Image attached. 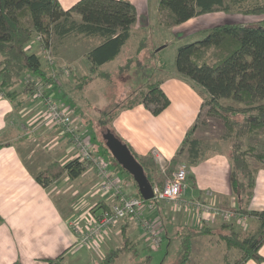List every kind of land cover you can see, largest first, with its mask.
<instances>
[{"label":"crops","instance_id":"crops-1","mask_svg":"<svg viewBox=\"0 0 264 264\" xmlns=\"http://www.w3.org/2000/svg\"><path fill=\"white\" fill-rule=\"evenodd\" d=\"M60 1L64 8H69L78 0ZM131 1L136 3V0ZM146 2L148 4L150 1L146 0ZM137 10L140 13L139 6ZM225 13L228 12L218 10L204 13L179 25L170 27L161 25V27H164L165 31H173L174 34L184 33V37L204 34L206 29L223 23L219 18L223 15L227 18ZM127 43L114 60L103 64L100 68L118 67L122 63L118 62V58L123 54ZM31 44L36 43H30V48ZM39 55L43 68L50 73V68L45 66L46 62L43 61L42 54ZM114 63L117 65L112 66ZM174 70L175 67L170 75L159 79L162 89L171 101L169 107L160 115H153L143 104H139L123 110L114 123L119 136L135 153L161 154L167 164L182 148L189 129L197 122L204 102L197 90L172 74ZM68 75H58L59 84L51 83L47 90L51 91L60 103L73 108L78 129L81 128L93 139L88 130V123L85 124L82 114L74 109L72 96L65 88L68 80L66 78L70 76ZM20 88L17 92L8 94L0 85V216L2 218L0 264H48L49 260H58L61 256L62 258L55 264H100L108 252L119 247L125 248L128 241L131 242L137 255L143 250L153 248L139 220L133 217L121 220L110 228L98 243L94 245L81 243V232L76 229V225L89 227L95 217L101 213L102 206L111 204L114 198L101 191V177L92 165H88L87 169L75 179L65 174L47 187L39 183L37 175L47 165L54 160L65 165L74 159L76 154L73 145L67 140V134L61 128L46 122V109L42 102L35 98L34 91L26 92ZM29 127L33 128L34 132L25 136L24 130ZM93 148L94 152L107 160L111 170L121 178L124 190L130 195L142 197L132 175L120 171L113 159L102 155L94 146ZM103 149L105 150V147ZM185 153L184 150L182 154ZM187 156L190 173L187 190L189 199L199 198L229 208L238 205L239 198L231 185L232 163L228 151H216L205 158L194 160L187 150ZM263 208L264 170H260L256 177L255 196L251 209ZM193 213L182 205L166 201L157 202L153 210L145 209L143 217L158 225L163 234L162 242L165 240V243L171 245L174 241H179L178 226L183 224V226L199 227L195 223ZM245 217L248 218L249 225L252 222L260 226L256 217L251 215ZM223 222L227 220L217 217L206 223L211 227L219 226ZM248 223H244L243 228L239 226V229L247 231ZM201 238L207 239L212 247L216 245L210 242V235H200L193 238L192 252L197 248L196 244L200 243ZM260 253L264 256V244ZM128 256L130 255L122 254L116 259V264H120L119 261L126 263ZM246 264H264V262L251 259Z\"/></svg>","mask_w":264,"mask_h":264},{"label":"trees","instance_id":"trees-1","mask_svg":"<svg viewBox=\"0 0 264 264\" xmlns=\"http://www.w3.org/2000/svg\"><path fill=\"white\" fill-rule=\"evenodd\" d=\"M240 2L243 1L233 0L235 5ZM218 10L231 13L232 6L226 0L159 1L161 24L166 27L179 25L198 15ZM237 10L260 19L248 24L225 22L206 29L203 38L178 48L175 67L176 76L202 95L203 107L209 105L211 113L224 120L231 138L239 139L234 142L229 155L232 163L231 185L239 203L230 209L241 215L256 217L260 227L256 234H248L239 229L235 222L227 221L221 224V229L214 231L209 227H189L180 232L178 230L180 251L174 264H187L192 255L193 238L206 234L218 235L227 247H235L240 251L236 259L227 260L225 264H246L251 259L264 262V256L260 253L264 244V208L251 209L256 171L250 167L248 161L251 154L264 163V153L254 152L253 148L243 150V137L264 129V0H251L247 7L240 6ZM137 20V6L131 0H78L69 8H64L60 0H0V85L11 94L17 91L16 87L23 82L24 77L28 78L31 85H25L27 91H34L37 83L41 81L46 84L53 83L52 75L42 66L40 55L31 51L29 46L37 34L42 35L45 46H51L55 36L59 40L70 36L95 40L96 44L85 54L89 70L94 74L100 66L120 54L131 38ZM144 43H141L139 53L146 46ZM136 62L138 70L143 67L139 54L129 56L117 67V75L124 76ZM97 75L113 76L103 70ZM225 99L242 105H224L222 100ZM139 104H143L153 115L158 116L169 107L171 101L160 81H148L139 90L129 94L125 101L117 103L108 116L113 122L123 110ZM200 116L201 113L197 122L189 129L182 148L167 164L165 172L160 170L153 155H138L115 131L111 128L108 130L129 146L151 184L163 185L180 164L185 148L194 160L201 158L202 142L194 136ZM236 116L242 117L238 119ZM104 122L106 120H100L101 125ZM104 140L107 146V140ZM107 150L111 154L107 156L113 159L117 168L127 172L108 146ZM107 150L105 148V152ZM87 167V162L78 157L65 165L55 161L37 175V180L47 187L64 174L75 179ZM109 207L105 204L102 209ZM125 251L126 248L123 247L108 252L100 264H116V259ZM61 258L62 256L58 260ZM58 260H49L48 264H55Z\"/></svg>","mask_w":264,"mask_h":264},{"label":"rangeland","instance_id":"rangeland-1","mask_svg":"<svg viewBox=\"0 0 264 264\" xmlns=\"http://www.w3.org/2000/svg\"><path fill=\"white\" fill-rule=\"evenodd\" d=\"M149 1L150 2L147 4L146 0H136L137 4H135L137 7H140L141 11L140 13H138V15H140L137 22L133 26L134 36H131L130 41L124 48L123 54L120 55V58H118V62L123 63L129 56L139 54L142 60L143 67H140L138 70V64L136 62L129 72H125L124 76L117 75V67L111 66L108 67L110 68V70L108 68L102 69L99 67L94 74L90 72L89 64L85 58V54L96 44L95 40L84 39L77 36H70L65 39L59 40V38L55 36L51 45V55L53 57L52 60H54L55 65L50 64L49 58L46 57L48 56V53L43 48H41L42 46L40 47L41 49L39 48L41 44H39L38 42H36L35 45L31 44V51L35 50V53H41L42 57L44 58L43 61L46 62L45 66L50 68L51 71H53L54 67L56 66H58V68L66 66L69 69L70 76L68 75L69 77L66 78L68 80L65 84V88L72 96L71 102L75 107L74 109L79 110V113L82 114L84 123H88V130L91 133V137L93 138V146L104 156H107V154L111 155L107 150L106 142L104 140V133H106L107 130L111 128L117 135H119L114 126L116 120L112 122L110 116H108V113L113 112V109L117 103L125 101L126 97L129 94L139 90L141 86L146 84V82L160 81V78L165 77L166 75H170L173 67H175L174 64L177 57L178 48L181 45L196 41L204 37V34H191V36L184 37V33L174 34L173 31H165L164 27H161V25L163 24H159V22L161 23V14L160 18L158 19L160 0ZM226 1L232 6V14L225 13L228 17L226 18V15H223L219 18V21H222L223 23L234 22L239 24H248L255 23L260 19V17L253 14H246L237 10L240 6L247 7L248 3L251 4V0H242L243 2H240L236 5L233 4V0ZM231 18H233V20H230ZM35 38L36 37H33L31 43L34 42ZM143 41L145 42L143 45L146 46H144L143 49H141L142 51L139 53L138 48ZM116 63H114V65L112 66L117 65ZM100 69L112 73L113 76L109 75L108 77H102L97 75L100 72ZM62 74L64 73H59L60 76ZM172 74L177 75L176 67ZM84 77L87 78L84 79ZM22 79L23 82L19 84L16 89L21 87V90H25V85H29L30 81H27V77H24ZM56 83L59 84V81ZM25 91L27 92V90ZM32 91L33 90H30L28 92ZM48 92L50 94L52 93L49 90ZM13 93H15V91ZM222 103L224 105H242L231 99L222 100ZM241 117L242 116H236V118L238 119H240ZM100 120H106V122L101 125ZM74 122L76 124V117L74 118ZM75 127L77 129L79 128L77 124L75 125ZM78 130L81 133L86 134L85 131L81 128ZM33 132V128L29 127L24 130V135L26 136L32 134ZM194 136L196 138H199L202 142L201 158H205L209 154L222 150L228 151L230 155L231 151L233 150L234 142L239 141V139L235 137L231 138V136L229 135V131L225 126L224 120L211 113L210 106L207 104L202 109ZM66 137L68 138L67 140H69V142L73 145L77 157L78 148L74 146L71 135L68 134ZM243 141V150L253 148L254 152L256 151L264 153V129L243 137ZM103 147L106 148L107 152H105ZM185 151L186 153L182 154L181 162L177 166L176 170L181 164L186 165L188 169L189 180L190 173L187 148H185ZM94 154L98 155L96 152H94ZM55 161L58 160H54L53 162ZM248 161L251 165L250 167L256 171L257 177L259 171L264 170V163L259 162L251 154L248 156ZM53 162H51L50 164H52ZM50 164L47 165L46 168L50 166ZM62 177H60L59 179H61ZM187 199L188 197L186 192L182 200H180L176 204L180 205L181 202ZM182 206L184 205L182 204ZM240 216L241 215L238 216L239 218L232 219V221L237 223L236 225L238 226V228L239 226L240 228H243L242 225L246 222L248 223V218H246L244 215V217L241 216L242 218H240ZM200 225L201 226L197 228L209 227V225L205 222L203 225ZM220 226L221 224L219 226H211L209 227V229L213 231L219 230L221 229ZM249 226L251 227L249 228ZM189 227L191 226H183L182 224L178 226L177 230H179L180 232ZM247 227L248 231H245L244 233L256 234L260 226H258V224L254 225L252 222H250V225L248 223ZM145 236L147 237L149 242H152L151 238H149L146 233ZM210 236V242L216 245L212 247L210 244H208L209 242L207 239L201 238L200 243L196 244L197 248L194 249V252H192V257L187 264H225L227 260H234L239 256L240 251L237 248H229L227 247V245H221L225 243L221 241L218 235ZM128 242L126 243L127 245L125 247L126 251L123 254H127L130 256H128V259L126 258V263H121V261H119L120 264H142V260L147 257L148 258L146 260L144 259L145 262L143 264H174L176 259H178L180 251V241H174L170 245L167 242L165 243L164 240L158 248H149L145 251L143 250L140 255L136 254V251L133 250L134 247L131 245V242L129 244ZM120 248L122 249V247L116 249ZM204 257H206L207 259H205Z\"/></svg>","mask_w":264,"mask_h":264},{"label":"built area","instance_id":"built-area-1","mask_svg":"<svg viewBox=\"0 0 264 264\" xmlns=\"http://www.w3.org/2000/svg\"><path fill=\"white\" fill-rule=\"evenodd\" d=\"M33 43L38 42L41 48L47 53L51 65H55L52 60L51 46H45L42 35H36ZM59 73L69 74V69L65 66L54 70H50L53 77V83L59 81ZM52 84L45 82L37 83L34 89L35 98L39 99L46 109V122H49L55 127L61 128L65 134L71 135L74 146L78 148L77 157L82 161H86L88 165L94 166L101 177L100 189L103 193L114 198V202L109 204L108 209H102L101 213L95 217L92 224L85 228L76 225V229L81 232V243L94 245L103 238L105 233L121 220L128 217H133L139 220L146 234L152 240V247L158 248L162 243V230L158 225L150 219L143 217L144 210H153L157 202H179L185 196L188 190V169L186 165H180L169 177L166 178L163 185H153L154 197L151 200H145L137 195H130L124 190V185L121 178L116 175L110 168L107 160L99 155L94 154L92 139L87 134L81 133L74 122L73 108L60 103L53 94H50L47 87ZM153 156L158 163L162 172H165L167 164L161 154L153 153ZM192 210L194 213L195 223L201 226L209 220L221 217L227 221L239 218L241 215L229 207H222L206 200L187 199L181 202L180 205ZM242 217L246 215H241ZM240 216V218H242Z\"/></svg>","mask_w":264,"mask_h":264},{"label":"water","instance_id":"water-1","mask_svg":"<svg viewBox=\"0 0 264 264\" xmlns=\"http://www.w3.org/2000/svg\"><path fill=\"white\" fill-rule=\"evenodd\" d=\"M104 137L107 140V146L113 156L137 182L142 197L145 200L153 199V185L145 174L143 166L135 158L129 146L120 141L110 130H107V132L104 133Z\"/></svg>","mask_w":264,"mask_h":264}]
</instances>
